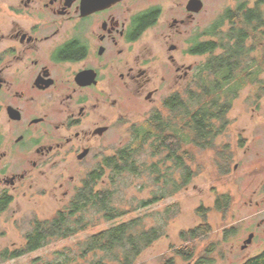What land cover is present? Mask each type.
I'll return each mask as SVG.
<instances>
[{
    "label": "flooded vegetation",
    "instance_id": "af4514ba",
    "mask_svg": "<svg viewBox=\"0 0 264 264\" xmlns=\"http://www.w3.org/2000/svg\"><path fill=\"white\" fill-rule=\"evenodd\" d=\"M208 2L0 0V216L53 170L73 196L124 148L125 129L187 98L209 56ZM248 157L249 146L232 171Z\"/></svg>",
    "mask_w": 264,
    "mask_h": 264
},
{
    "label": "rangeland",
    "instance_id": "374dc122",
    "mask_svg": "<svg viewBox=\"0 0 264 264\" xmlns=\"http://www.w3.org/2000/svg\"><path fill=\"white\" fill-rule=\"evenodd\" d=\"M246 2L248 6H253L255 0H209L207 9L200 16L204 31L209 32L215 23L221 21L227 9L233 10L238 4ZM237 25L240 23L237 22ZM228 28L229 23L224 20L219 30ZM207 38L214 37L208 35ZM246 45H252V35H248ZM216 52H220V49ZM259 85L264 87V72L259 76V82L249 83L241 89L226 114V127L216 136L214 146L203 149L186 144L183 147L181 156L184 165L190 169V176L187 184L178 191L143 205L155 194L160 195L165 178L181 182L183 168L174 167L173 160L165 159L166 151L155 155L143 154L139 159V164L158 163L159 173L164 176L160 180H155V176L149 172H125L115 176L111 169L106 168L96 188L103 186L114 189L115 204L131 210L129 213L112 221L97 220L98 216L94 214L96 225L67 238L53 239L45 246L17 258H0V264H32L36 258L41 263L54 258L53 253L58 250L78 251L80 243L90 234L136 217L141 219L143 228L161 226L163 233L141 251L135 264H165L164 260L169 258H174L175 264H192L202 255L212 259L211 264H243L248 258L260 254L264 250V90ZM158 111L165 112L163 107ZM144 117L139 118L136 127L123 131L120 139L124 147L133 143L136 129L141 130L147 125L148 120L143 121ZM247 146L249 157L240 163L237 171H232L235 162L242 159ZM225 158L227 166L222 171L220 165ZM52 173L47 175L49 181H44L43 192H29L26 196L18 197L10 209L0 216V254L5 249L12 250L24 245L25 234L34 221L51 218L69 201L71 196L62 198L64 188L59 189L58 183L52 180L56 170ZM78 180L76 185H80L81 179ZM55 192L57 196L53 195ZM225 194L231 197L230 203L223 211L218 210L217 199ZM245 200L251 201L244 204ZM169 207L172 208L166 213ZM202 207L204 211H199ZM260 220L261 226L252 229L255 234L252 243L242 250L240 244L250 231L248 227ZM201 223L209 225L208 234L196 239L182 238V231L193 229ZM185 245L194 248V258L190 261L183 260L175 253L177 248Z\"/></svg>",
    "mask_w": 264,
    "mask_h": 264
},
{
    "label": "trees",
    "instance_id": "16d2710c",
    "mask_svg": "<svg viewBox=\"0 0 264 264\" xmlns=\"http://www.w3.org/2000/svg\"><path fill=\"white\" fill-rule=\"evenodd\" d=\"M221 21L215 23L208 34L214 38L205 41L204 51L209 52L204 71L197 75L189 85L185 100L175 96L168 100L164 110L155 112L141 130L134 131V141L120 149L110 158L109 169L115 176L123 173H146L162 179L158 163L142 162L143 154L152 155L167 152L165 159H172L174 167L183 168L181 182L165 178L164 189L155 194L143 205L152 203L165 195H172L187 184L190 169L182 160L181 151L186 144L199 148H211L218 134L227 124L226 114L239 92L249 83L259 82L264 72V0H255L253 6L238 4L235 9H227ZM224 20L229 28L219 29ZM237 22L240 25H237ZM219 30V31H218ZM248 35H252V45L247 46ZM220 49V52H216ZM257 50V51H256ZM253 51L256 53L252 54ZM264 90L263 85H259ZM222 158V157H221ZM224 158V157H223ZM227 163L221 162L222 171ZM103 170L94 171L84 180L83 185L74 192L70 200L54 215L43 221H34L25 234V243L16 249H5L0 258L12 259L39 249L53 239L67 238L97 224V220L112 221L131 210L122 209L115 204L116 191L111 187L96 188ZM113 178V177H112ZM230 203V196L221 195L216 202L218 210H224ZM172 208L169 207L166 211ZM204 211L202 207L199 211ZM175 214V211L172 212ZM98 216L96 219L93 215ZM204 216V214H203ZM167 218V217H166ZM140 218L120 221L84 239L78 251L62 249L54 252V258L32 264H135L141 251L162 235L161 226L143 228ZM210 227L201 223L193 229L182 231L184 240L200 238L208 234ZM208 251V250H207ZM210 251V250H209ZM175 253L185 261L194 258V248L189 245L177 248ZM208 256L197 257L192 264H211ZM165 264H175L174 258L164 260ZM243 264H264V250Z\"/></svg>",
    "mask_w": 264,
    "mask_h": 264
},
{
    "label": "water",
    "instance_id": "95a60500",
    "mask_svg": "<svg viewBox=\"0 0 264 264\" xmlns=\"http://www.w3.org/2000/svg\"><path fill=\"white\" fill-rule=\"evenodd\" d=\"M97 1L101 3L102 0H97ZM97 1L94 0V3L97 4ZM252 237H253V234H250V235L248 236V238L244 241V245L242 246V248H244L248 243L251 242Z\"/></svg>",
    "mask_w": 264,
    "mask_h": 264
}]
</instances>
